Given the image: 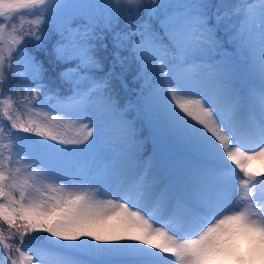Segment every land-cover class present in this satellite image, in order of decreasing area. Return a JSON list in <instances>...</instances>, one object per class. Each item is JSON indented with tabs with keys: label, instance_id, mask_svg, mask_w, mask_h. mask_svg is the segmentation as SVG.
<instances>
[{
	"label": "snow or ice",
	"instance_id": "6c2138e0",
	"mask_svg": "<svg viewBox=\"0 0 264 264\" xmlns=\"http://www.w3.org/2000/svg\"><path fill=\"white\" fill-rule=\"evenodd\" d=\"M145 5L147 21L118 30ZM220 6L211 25L207 0H0V264H264V173L251 163L264 159V0ZM106 33L150 73L148 159L112 73L96 74ZM57 36L56 60L73 66L71 94L53 97L27 45ZM12 76L24 82L4 91ZM53 107L80 122L74 136ZM164 142L184 150L174 166Z\"/></svg>",
	"mask_w": 264,
	"mask_h": 264
},
{
	"label": "rangeland",
	"instance_id": "374dc122",
	"mask_svg": "<svg viewBox=\"0 0 264 264\" xmlns=\"http://www.w3.org/2000/svg\"><path fill=\"white\" fill-rule=\"evenodd\" d=\"M102 3H109L110 0H101ZM207 2L211 5L208 9V15L210 17V24L214 25L216 23L217 15L223 17L226 11L229 9L225 7H221V4H235L237 0H207ZM252 2V0H249ZM139 16V19L137 18ZM149 19L148 17V6L145 5L143 9L140 10L139 13L130 12L127 15L126 19H122L119 23L118 30L127 31V25L130 22L133 25L143 24L145 21ZM235 18L224 17L220 23L219 34L221 37L227 39L226 29L229 25L234 23ZM27 25L25 24V27ZM73 27H82L78 23H74ZM44 39V37H42ZM59 39V36L55 38V40L49 39L45 41L44 47L38 48L34 43H29L27 45V52L34 55L37 60L43 61V66L46 69L44 73V81L43 83L47 85L48 95L55 97L56 95L67 96L70 95L69 88L70 86L66 84L61 78V72L66 67H72L73 65H65L56 60L55 55L53 53V47L55 45L56 40ZM96 44V53L104 55L106 57V61L108 62L106 67H103V71H98L96 74L98 76H103L108 72L112 73L111 76V89L112 93L115 96L117 102L120 104L121 108L128 113L129 119L137 120L140 128L143 131V135L146 139V147H145V159H148L152 154V142L149 138L148 134V123L147 119L142 115L139 103L141 99V86L144 84L143 77H148L150 79V73H145L141 70L138 63H136L132 59L131 50L130 49H117L113 46L112 36L111 34H105V39L103 41L97 40L94 41ZM107 43L108 47L103 48L101 44ZM227 48V46H226ZM230 52L231 49L227 48ZM119 52L120 60L117 61L114 53ZM57 62V66H56ZM58 73V74H57ZM21 79L12 76L3 86L4 91L14 90L13 86L18 83H23ZM113 83H116L113 86ZM52 104L55 105V100L52 101ZM44 111H49L50 115L47 117L49 120H56L57 123L61 124V126L66 125V131L68 136H74L75 133L80 128V122L75 124L71 123L69 118L64 117L61 118V111L59 107H53L51 109H45ZM40 119H44L42 115L39 117ZM75 119V118H72ZM83 123H88V121H83ZM93 135H95V130H93ZM162 151L164 155L165 162L169 166H174L179 163L184 157V150L177 144L164 142L162 144ZM252 168L256 173H264V159H256L251 162ZM103 199H115V197H102ZM131 206V205H130ZM158 226V225H157ZM34 235V234H33ZM46 235V234H45ZM30 238H26V243ZM95 242V241H94ZM247 251V245L244 248ZM0 258L7 259L3 253H0ZM48 264H54V261H49ZM235 264V262H233ZM259 264V262H257Z\"/></svg>",
	"mask_w": 264,
	"mask_h": 264
},
{
	"label": "trees",
	"instance_id": "16d2710c",
	"mask_svg": "<svg viewBox=\"0 0 264 264\" xmlns=\"http://www.w3.org/2000/svg\"><path fill=\"white\" fill-rule=\"evenodd\" d=\"M97 52V51H96ZM96 56L98 57V59L100 60V62L103 64V67H106L107 65V61H106V57L104 55L98 54L96 53ZM56 66H57V62H56ZM103 71V70H102ZM58 74V73H57ZM116 83H113V86H115ZM45 235V234H44Z\"/></svg>",
	"mask_w": 264,
	"mask_h": 264
}]
</instances>
